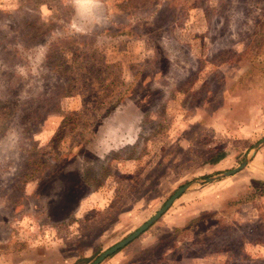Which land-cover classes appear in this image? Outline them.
Segmentation results:
<instances>
[{"label":"rangeland","instance_id":"1","mask_svg":"<svg viewBox=\"0 0 264 264\" xmlns=\"http://www.w3.org/2000/svg\"><path fill=\"white\" fill-rule=\"evenodd\" d=\"M106 6L0 0V264H90L183 185L99 264H264V0Z\"/></svg>","mask_w":264,"mask_h":264},{"label":"clouds","instance_id":"2","mask_svg":"<svg viewBox=\"0 0 264 264\" xmlns=\"http://www.w3.org/2000/svg\"><path fill=\"white\" fill-rule=\"evenodd\" d=\"M66 7L71 15L62 35L87 36L109 24L106 0H66Z\"/></svg>","mask_w":264,"mask_h":264},{"label":"water","instance_id":"3","mask_svg":"<svg viewBox=\"0 0 264 264\" xmlns=\"http://www.w3.org/2000/svg\"><path fill=\"white\" fill-rule=\"evenodd\" d=\"M264 143V138L257 142L254 148ZM247 162V156L244 157L242 162L234 169L223 172L220 176H215L212 178H207L206 181H213L218 177H227L235 174L239 170H241ZM188 189V185H183L178 188L159 208L148 220H146L142 225H140L135 231L129 234L127 237L114 244L110 248L104 250L101 254H99L90 264H99L104 258L114 253L115 251L123 248L125 245L134 240L137 236H139L142 232H144L151 224H153L173 203L175 199H177L182 193H184Z\"/></svg>","mask_w":264,"mask_h":264},{"label":"trees","instance_id":"4","mask_svg":"<svg viewBox=\"0 0 264 264\" xmlns=\"http://www.w3.org/2000/svg\"><path fill=\"white\" fill-rule=\"evenodd\" d=\"M259 185H261L262 187H263V189H264V182H257ZM128 235V234H127ZM126 237V236H125ZM124 237V238H125ZM120 250V249H119ZM119 250H117V251H115L114 253H112V254H110L109 256H107L106 258H104V259H108V258H110L111 256H113L115 253H117Z\"/></svg>","mask_w":264,"mask_h":264}]
</instances>
